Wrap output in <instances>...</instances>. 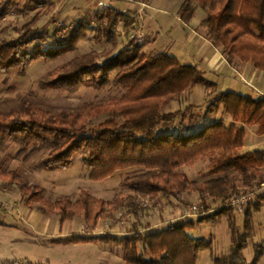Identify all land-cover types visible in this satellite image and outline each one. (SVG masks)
Instances as JSON below:
<instances>
[{"label":"trees","instance_id":"trees-1","mask_svg":"<svg viewBox=\"0 0 264 264\" xmlns=\"http://www.w3.org/2000/svg\"><path fill=\"white\" fill-rule=\"evenodd\" d=\"M48 4L47 0H25L29 9ZM196 7L207 11L201 25L230 63L236 59L251 62L264 71V0H185L180 10L182 20L190 22ZM37 21L38 15L19 28V36L0 42L1 73L18 70L23 74L36 59H56L75 50L97 23V39H106L111 45L101 52L93 50L77 55L57 67L44 87L74 93L84 85L105 88L115 84L125 91L119 97L87 101L78 111L54 113L31 103L22 110L8 113L0 110V138L21 143L25 151L38 144L50 145L42 161V167L49 170L69 168L75 157L86 151L83 162L93 180H104L131 167L143 169L122 181V186L133 191L131 195L118 193L107 201L82 189L75 201L62 197L52 202L44 197V187L29 184L18 170L8 171L0 163V181L19 184L26 206L37 200L49 212L59 214L61 222L81 215L87 227L93 230L102 215L110 216L119 208L131 206L136 213L142 208L144 198L174 197L187 205L185 196L196 192L202 201L216 202L261 185L263 181L258 178L264 167V149L242 151L246 137L244 125L257 126L258 133L264 135V97L221 92L210 101L206 113L214 114L223 108L233 117L232 124L219 119L190 133L174 131L170 125L191 107L174 112L166 111L167 108L190 87L204 85L217 91L218 85L197 65L184 64L168 52L146 53L140 43L119 48L117 29L123 22L124 34L129 36L137 22L135 14L106 6L92 19L75 27L67 40L49 46L48 32L34 27ZM35 42L38 43L31 51ZM112 73H115L113 79ZM105 114L113 117L90 126L93 119ZM162 126L166 128L161 129ZM209 154L214 155L207 173L210 178L203 182L191 180L183 167ZM233 170L240 179L222 188L215 176ZM262 204L264 193L254 204H248L244 212V231L237 223L236 211L223 209L203 215L198 221L182 218L167 228L147 233L137 228L126 236L78 234L57 242L89 243L98 239L113 243L123 248L128 264H199L201 252L211 249L213 240L193 237L188 231L197 223L215 224L217 218L225 214L231 231L230 250L223 256H217L212 250L214 264H258L264 255V241L255 244L252 261L247 259L245 250L250 244L253 210H260ZM140 245L145 246L143 251Z\"/></svg>","mask_w":264,"mask_h":264},{"label":"rangeland","instance_id":"rangeland-1","mask_svg":"<svg viewBox=\"0 0 264 264\" xmlns=\"http://www.w3.org/2000/svg\"><path fill=\"white\" fill-rule=\"evenodd\" d=\"M48 1L50 4L46 6L29 9L25 6V0H0V42L3 39H13L19 36V28L38 15V21L34 27L48 32L49 44L47 43V46H49L53 42L67 40L75 27L95 16L83 14V11L76 8L72 13H69L70 9L67 7L70 0H61L62 2L58 4L51 2V0ZM195 3L198 4L197 1ZM191 6L193 7V4ZM204 15L203 10H198L194 21L199 20ZM93 25L94 30L87 32V38L80 40L75 50L56 59H36L23 74L18 70L10 73L0 72V110L7 113L14 109L22 110L26 104L31 103L36 108H44L54 113L78 111L87 101H100L121 96L125 90L115 84L105 88L84 85L74 93L44 87V83L52 77L57 67L64 65L77 55L93 50L101 52L111 45L106 39L103 41L97 39L99 25L97 23ZM119 35V48L140 43L136 40V35L128 38L123 30ZM37 43L35 42L30 48L31 51ZM114 76L115 73H112V79ZM209 103L206 104V107ZM166 111L170 110L167 109ZM112 117V114L102 115L93 119L90 126L102 123ZM194 118L193 120L197 122L204 121L209 124L217 120V114L200 112ZM163 128L166 127L162 126L161 129ZM249 141H255L257 144L255 148L257 149L264 148V136L261 139H255L251 133ZM49 149L50 145L40 146L38 144L29 151H25L21 143L9 138H0V163L8 171L18 170L23 180L29 184L44 187V197L52 202L62 197H69L75 201L82 189L88 190L96 197L104 198L107 201L112 200L118 193L125 194L127 188L122 186V181L133 173L122 175L118 173L104 180H93L90 178V169L83 162L86 151L78 154L73 165L69 168L49 170L42 167V161ZM200 169H206L205 165H200L196 171ZM195 176L198 177L197 172L194 171L192 177ZM262 181L264 182V179ZM144 200L142 199V201ZM196 201H202V199L197 198L189 203ZM255 201L257 199L251 204H254ZM253 211L250 244L249 248L245 250V255L249 261L253 259L255 244L264 241V204L260 210L254 209ZM114 212L110 216L102 215L101 218L109 217L115 220ZM244 212L245 210L237 213V223L241 231H244ZM199 218L195 220L198 221ZM129 219L131 226L124 228V225L121 228L122 232L128 231L130 233L137 228V221H134L133 216ZM72 220L74 221L61 222L59 214L49 212L45 205L37 200L31 206H26L25 196L19 184L0 181V264H38L40 261L45 264H91L92 256L86 255L89 253L88 251H92L89 250V247L83 244H60L57 242V240L70 235L78 233L90 235L92 231H95L87 227L84 217L81 215H77ZM200 224L201 226L197 225L198 228L196 227L195 232L191 231V234L212 239L213 245L211 249H205L201 252L199 264H214L211 255L212 250L217 256L228 254L230 250L231 231L228 216L225 214L219 216L215 224ZM114 227L115 224L112 225V228ZM147 232L145 231V233ZM258 264H264V255Z\"/></svg>","mask_w":264,"mask_h":264},{"label":"crops","instance_id":"crops-1","mask_svg":"<svg viewBox=\"0 0 264 264\" xmlns=\"http://www.w3.org/2000/svg\"><path fill=\"white\" fill-rule=\"evenodd\" d=\"M62 1L51 0V2L55 4L61 3ZM184 3L185 0H70L67 9H70L69 13H72L76 8L83 11V14L95 15L99 9L111 5L128 13L135 14L137 22L132 34L128 36V38L142 33L143 41L141 45L143 52H168L184 64L197 65L205 72L209 80L217 83V91H211L204 85L190 87L179 99L174 101L170 107L167 108L174 112L178 110L184 111L187 107H191L182 117H179L170 125V129L174 131L190 133L206 125L207 122H197L193 119H195L194 117H196V114L200 112L206 113V104L221 92L236 91L253 98L264 97V71L255 68L251 62L245 63L236 59L230 63L221 49L217 48L207 36V29L201 25V21L206 16V12L201 7H196V12L198 10H203L205 15L199 18V20L194 21L195 12L191 21L185 22L180 16V10ZM123 28L124 23L121 22L117 31L120 33ZM122 48H124V46ZM216 114L217 120L223 119L227 125L233 123V117L227 114L223 108ZM244 127L246 129V137L242 152L257 150V148H255L257 145L256 142L249 141V136L253 133V138L261 139L264 135L258 133L257 126L244 125ZM213 157L214 155L212 154L203 156L195 163L185 165L183 170L191 180L200 182L206 181L210 178L207 173L210 169L211 159ZM200 165H205L206 169L196 171ZM142 169L143 168L140 166L131 167L119 170L113 176L118 173L120 175L124 173H136L142 171ZM194 171L197 172L198 177H192ZM215 177L220 181L222 188H225V186L229 187L231 182L240 179L236 170L221 173ZM263 179L264 167L262 168V173L258 180L261 181ZM131 194H133V191L127 188L124 195ZM197 198H201L199 193H189L185 196V201L190 202ZM144 199L150 201V206L148 208L139 209L133 215L134 221H137L138 230L143 233H145V231L147 232V230L156 231L167 228L170 223L182 219L184 202L174 197L166 196ZM72 221L74 220H70V222ZM65 222H67V220ZM197 225L201 226L200 223ZM130 226L131 220L129 219L124 228ZM196 227L188 232L193 237L201 238L198 237L197 234L196 236L191 234V231H196ZM121 228L115 226L113 229L114 232L111 234L115 236H126L133 234L137 229H133L132 232L129 233L128 231L122 232ZM118 230H120V234L115 233L118 232ZM90 235L101 236L103 234L92 231ZM204 238L206 237L204 236ZM73 244H83L89 247V250H92L88 251L89 253L86 254L92 256L93 260L91 264H128L124 260L123 248L113 243H106L97 239L89 243ZM144 248V245H140L141 251H143ZM38 264L45 263L40 261Z\"/></svg>","mask_w":264,"mask_h":264},{"label":"built area","instance_id":"built-area-1","mask_svg":"<svg viewBox=\"0 0 264 264\" xmlns=\"http://www.w3.org/2000/svg\"><path fill=\"white\" fill-rule=\"evenodd\" d=\"M136 40L140 43L143 41V34L138 33L136 35ZM264 193V182L261 186H257L252 190L244 192L239 195H234L227 199H220L216 202H204L196 201L189 203L183 207L182 218L185 219H197L203 215H208L211 213H216L222 211L223 209H233L236 213H240L246 209L248 204L258 198V196ZM150 206L149 200H144L141 203L142 208H148ZM134 215V207H124L115 210L114 216L115 220L112 218H101L97 226L93 229L96 233L100 234H111L114 228L112 225L115 224L116 227L121 228L129 221V218ZM118 232L115 233H119ZM120 234V233H119Z\"/></svg>","mask_w":264,"mask_h":264}]
</instances>
